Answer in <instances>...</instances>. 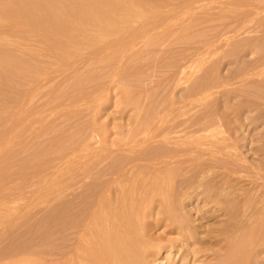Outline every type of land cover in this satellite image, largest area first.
Returning a JSON list of instances; mask_svg holds the SVG:
<instances>
[{
	"label": "rangeland",
	"instance_id": "rangeland-1",
	"mask_svg": "<svg viewBox=\"0 0 264 264\" xmlns=\"http://www.w3.org/2000/svg\"><path fill=\"white\" fill-rule=\"evenodd\" d=\"M146 3L145 8L152 4L159 8L155 23L144 24L135 30L137 32H121L120 36L124 37L121 41L97 32L100 42L78 44L68 58L58 62L45 57L46 63L44 60V65L41 63L44 69L37 71L39 75L34 73L42 78L41 83L22 81L32 89L26 95L25 104L3 103L16 111L19 110L15 107H23L21 109L36 122L0 124V132H12L5 141L0 140V194L5 195L1 200L6 202L0 208V217H18L29 225L40 224L44 216L54 214L55 202L29 204L33 199L37 201L36 196L57 188L60 168L69 157L79 159L73 166L82 174L78 177L83 181L78 183L84 182L83 187L88 185L95 170L100 171L110 163L124 167L123 156L132 155L133 150L120 149L117 145H123L131 137L133 125L150 126L147 132L134 133L137 138H145V135L162 132L156 130V125L161 123H210L212 126H208L207 133H213L214 138L223 135L234 138L228 148L234 154L230 165L249 170L263 161L264 0H147ZM27 85L24 88L29 90ZM186 135H182V143L193 139L190 134ZM160 145L157 144L156 149L166 147L161 145L160 148ZM169 147L172 146L166 148ZM95 155L101 158L102 164L95 161ZM216 157L221 160L216 162L219 167L210 160L215 169L212 164L210 170L205 168V173L220 172L221 155L216 152L205 156L208 160ZM153 160L146 163H155ZM71 163L68 162V166H72ZM172 165L180 170L174 174L173 187L166 193L164 184L152 189L150 209L135 224L145 241L139 248L143 255L136 263L220 264L227 261L225 249L234 250L235 245L227 248L217 242L227 234L217 235L215 231L223 216L215 211L204 194H196L198 191L192 188L202 182L188 170L198 169L201 164L189 160ZM144 172L138 175L154 174ZM178 181L184 184L181 186ZM185 182L193 185L187 188ZM243 182L241 180V185L239 181L238 185L230 182L231 188L247 187ZM137 195L146 197L144 192ZM165 196L172 198L168 202L171 207L178 208L175 212L178 223H173L165 212ZM33 229L37 233L42 227ZM16 237L17 240L25 238L23 234ZM1 243L0 248L6 245ZM56 243L51 242L49 247L55 250ZM250 255L253 264H264V250L250 252ZM0 264H21V261L0 257Z\"/></svg>",
	"mask_w": 264,
	"mask_h": 264
},
{
	"label": "bare ground",
	"instance_id": "bare-ground-1",
	"mask_svg": "<svg viewBox=\"0 0 264 264\" xmlns=\"http://www.w3.org/2000/svg\"><path fill=\"white\" fill-rule=\"evenodd\" d=\"M146 2L147 0H0V124L31 123V121L34 123L33 116L24 112L26 110L21 109L23 107L20 108L21 110L19 106L15 107L19 110L16 111L14 108L5 107L7 104L3 106V103L13 102L21 105L28 100L26 95L32 89L22 81L33 83L32 81L36 80L41 83L42 78L36 77L34 73L35 71L40 73L41 69H44L41 63L45 61V57L58 62L62 58H68L78 44L96 42L97 32L102 31L106 33L105 35H112L115 41H121L124 39L120 36L121 32H134L137 28L141 29L144 24L155 23L156 15H159L156 13L158 7L152 4L154 6L145 8ZM20 84L21 89L18 88ZM26 85L29 90L27 87L24 88ZM179 122L182 121L176 124L173 121L172 124H158L156 130L163 131L159 132L160 134L155 133L157 135H145V138H137L134 133L139 130L147 132L151 130L150 126H131L133 128L130 131L131 137L124 141L123 145L120 141V145H117L120 149L133 150L132 155L123 156L125 166L120 168L118 164L111 165L105 160L108 166L101 167L103 169L100 171L95 170L96 173L92 172L93 176H90L92 181L88 179L90 180L88 185L84 184L86 187L82 185L84 182L80 184L82 179L78 177L81 174L76 166L79 159L76 161L74 157H67L60 168V183L57 188L50 192L48 190L45 195L36 196L37 201L33 202V199L29 204L55 202L54 214L48 218L44 216L45 220L40 224L29 225L26 224V220L20 221V218L18 220V217H0V242L6 244L0 248V257L3 259L14 257L20 259L21 264H137L136 262L143 255L139 248L145 244V241L135 224L140 220V216L143 217V214L150 209V196L154 192L152 189L164 184L166 187L164 186L163 192L166 193L173 187L174 174L177 175L176 173L180 171L177 165L172 164L179 165L193 160L199 161L201 166L199 168L197 166L198 169L190 168L188 172L193 177H199L202 182L192 187L193 190L198 191L196 194H204V197H207L215 207V211H219L218 213L223 216L221 225L215 228L217 229L215 231L217 235L225 232L227 234L217 242H221L227 248L232 244L235 245L234 250L225 249L224 254L228 260L220 264H253L250 252L264 250V159L258 162L256 168L249 170H243L240 165L239 167L230 165L229 162L234 154L230 153L228 148L233 145L234 138L224 135L214 138L213 133H207L212 126L210 123L201 125L195 121L188 125ZM6 132L3 130L0 132V140L12 135L11 131L10 134ZM186 133L193 139L182 143L181 137ZM157 144L172 147L156 149ZM216 152L221 155L222 169L220 167V172L205 173L206 169L210 170L212 166L214 167L213 163L216 164L219 160L218 156L209 160L205 156ZM97 155L93 158L101 163V158L99 160ZM151 159L156 162L146 163ZM210 160H214L213 163ZM68 162H72V166H68ZM74 164L76 165L73 166ZM142 171L154 174L138 175ZM241 180L253 182L254 186L246 181L243 184L247 183L251 187L247 185L248 188L246 186L245 188L242 185L243 187L231 188L233 182L236 184L239 181L241 185ZM177 183L181 186L184 184L182 181ZM185 185L191 188L193 183L189 186L188 182H185ZM142 192L146 197L137 195ZM4 197L5 195L0 196V208L6 204L1 200ZM163 198L167 200L165 212L169 219L173 223H178L179 218L175 213L178 208H173L171 203H168L172 201L171 197ZM37 226H41L42 229L35 233L32 229ZM111 233L113 236H110ZM17 234H23L25 238L17 240ZM36 239L37 241L34 242ZM53 239L57 242L54 244L55 250L49 247L51 242L55 243ZM19 254L26 256L20 257Z\"/></svg>",
	"mask_w": 264,
	"mask_h": 264
}]
</instances>
